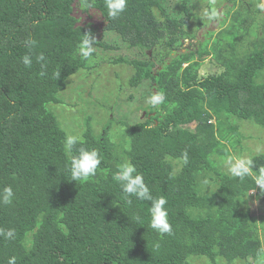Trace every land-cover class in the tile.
Wrapping results in <instances>:
<instances>
[{
	"label": "trees",
	"instance_id": "trees-1",
	"mask_svg": "<svg viewBox=\"0 0 264 264\" xmlns=\"http://www.w3.org/2000/svg\"><path fill=\"white\" fill-rule=\"evenodd\" d=\"M230 1L235 8L218 36L183 50L181 41L194 38L188 22L204 23L189 0H127L117 19L108 17L105 0H0V191L10 186L15 194L12 204L0 203V229L15 230L13 239L0 236V264L10 257L16 264H252L255 251V264H264L249 197L261 190L255 177L264 171V151L249 155L252 176L242 180L221 164L243 150L239 120L264 128V26H251L253 0ZM82 5L103 24L92 57L98 47L136 51L112 62L132 67L130 86L148 81L165 102L148 103L133 122L109 118L99 132L86 115L76 148L97 149L103 159L94 177L75 182L69 162L76 152L64 150L69 134L49 104H62L67 79L90 67L78 46L98 28L79 16ZM25 54L31 68L21 63ZM206 55L223 71L199 76ZM114 121L123 129L112 139ZM125 162L143 174L154 197L167 199L171 235L150 227V202L127 197L115 181Z\"/></svg>",
	"mask_w": 264,
	"mask_h": 264
},
{
	"label": "rangeland",
	"instance_id": "rangeland-1",
	"mask_svg": "<svg viewBox=\"0 0 264 264\" xmlns=\"http://www.w3.org/2000/svg\"><path fill=\"white\" fill-rule=\"evenodd\" d=\"M168 5L174 4L177 0H166ZM191 1L188 7L194 10L199 15V19L204 21L201 25L195 20L188 22L187 28L194 34V38L186 39L181 41V49L190 48L197 49L200 42L206 39L209 41L213 37L218 36L219 31L225 28L228 23L230 13L226 11L228 8L233 10L235 7H231L233 4L230 0H210L212 11H215L216 16L213 19H209L208 11L206 6V0H189ZM251 1V0H246ZM208 2V1H207ZM191 5V6H190ZM251 10L255 11V7H260L261 12L250 13V22L254 31L259 30V26H264V0H253ZM181 11L180 6H177L175 12ZM92 17H88L84 10V5L79 9V16L87 19L94 28L95 32H91V35L95 37V40L99 39L102 31L100 28L103 24H100L98 13L89 10ZM102 22V21H101ZM111 34L104 31V38L106 40L111 39ZM229 39L227 34H224L223 41ZM245 45V43H244ZM246 46V45H245ZM127 48L121 50H110L98 47L96 49L97 55L89 59L90 67L88 69H81L74 75H71L67 79V87L63 92L60 93L62 104L53 103L49 104V108L58 112L57 120L60 126L69 135H77L80 137L81 132L84 128V119L86 115H90V123L96 132H99L102 127L106 126L109 118H116L119 120L133 122L137 119L142 118L144 109H149L148 103L150 96L148 91L152 87L148 81L142 82L136 87H132L128 83V77L131 75L132 67L125 63H114L113 58L124 53V55H133L136 51L130 52ZM138 54V53H137ZM130 57V56H129ZM195 59H198L195 56ZM210 55H206L202 65L198 70L199 76H208L209 74H216L223 71L224 67L216 64L211 60ZM156 93V92H155ZM154 93V94H155ZM54 105V106H53ZM213 119V118H212ZM214 120V119H213ZM239 130L242 134L241 144L243 150L239 153H232L235 158H247L251 153H258L264 151V128L256 126L249 121L239 120ZM191 128L194 127V123L189 125ZM123 126L116 123H111L110 137L112 139L122 132ZM232 151V148H229ZM217 160V159H216ZM226 159L222 161L223 169L228 170ZM219 166V162H216ZM252 176V174L250 175ZM264 190L251 191L250 207L251 210L256 214L255 218L258 224V232H260V239L262 241L261 249L264 250V231L260 227H264V196H258L263 194ZM258 252L250 257V263H256V257ZM260 261V259H259ZM206 259H192V264H206ZM233 264H243L239 260H235Z\"/></svg>",
	"mask_w": 264,
	"mask_h": 264
},
{
	"label": "clouds",
	"instance_id": "clouds-1",
	"mask_svg": "<svg viewBox=\"0 0 264 264\" xmlns=\"http://www.w3.org/2000/svg\"><path fill=\"white\" fill-rule=\"evenodd\" d=\"M105 7L107 9L108 17L112 19L119 18L126 10L127 0H105ZM209 19H213L216 16L215 11H211L208 14ZM29 47L35 45L36 41L29 39L26 41ZM95 37L91 33L85 32L79 43V55L84 60H89L95 51ZM37 62L41 63V67H46V57L40 54L37 57ZM21 63L28 68H31L33 60L30 54H25L21 57ZM45 71L39 73L40 76H44ZM55 76L59 78L60 72L55 73ZM165 102V95L163 93L156 92L149 99V104L156 108ZM147 110L143 111L145 114ZM153 114V113H152ZM78 144H82V140L77 135H66L64 139V150L67 153H73L74 149L76 154L71 156L69 162V172L71 175V180L75 182H86L90 178L97 174V169L102 163V156L97 149H89L86 147L76 148ZM184 163L188 162L187 151L183 153ZM228 165V170L230 174L239 179H244L248 177L253 172V161L247 158H235L228 157L226 161ZM114 179L117 181L121 187L123 193L127 197H135L138 200L150 202V227L158 232L161 236L172 234V225L168 219V210L165 207L167 204V199L163 196L154 197L145 182L144 176L138 173L137 168L131 162H125L121 164L118 170L114 174ZM256 186H259L261 190H264V171H260L255 177ZM13 189L8 186L0 191V203L4 205H10L13 203L14 199ZM131 203V199L128 201ZM139 221V217H137ZM142 226V225H141ZM0 236L5 239H13L15 236L14 229H0ZM158 246V245H157ZM262 259H264V250H261ZM8 264H16L15 257H10Z\"/></svg>",
	"mask_w": 264,
	"mask_h": 264
},
{
	"label": "water",
	"instance_id": "water-1",
	"mask_svg": "<svg viewBox=\"0 0 264 264\" xmlns=\"http://www.w3.org/2000/svg\"><path fill=\"white\" fill-rule=\"evenodd\" d=\"M155 92H157V90H156L155 88H153V94H154Z\"/></svg>",
	"mask_w": 264,
	"mask_h": 264
},
{
	"label": "flooded vegetation",
	"instance_id": "flooded-vegetation-1",
	"mask_svg": "<svg viewBox=\"0 0 264 264\" xmlns=\"http://www.w3.org/2000/svg\"><path fill=\"white\" fill-rule=\"evenodd\" d=\"M153 113V112H152Z\"/></svg>",
	"mask_w": 264,
	"mask_h": 264
}]
</instances>
